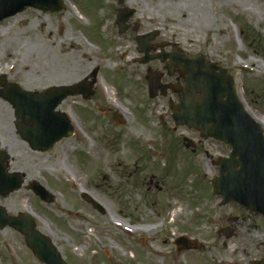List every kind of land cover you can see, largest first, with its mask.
Returning a JSON list of instances; mask_svg holds the SVG:
<instances>
[{
    "label": "rangeland",
    "instance_id": "obj_1",
    "mask_svg": "<svg viewBox=\"0 0 264 264\" xmlns=\"http://www.w3.org/2000/svg\"><path fill=\"white\" fill-rule=\"evenodd\" d=\"M67 1L71 6L60 13H26L3 25H16L17 41L13 54L0 52V75L13 68L11 80L37 92L87 78L94 83L93 96L90 100L70 97L61 104L76 135L48 154L28 152L25 145V150L11 148V137L1 138L2 149L11 158V171L25 179L19 191L0 196V206L14 216L34 213L37 230L49 235L62 255L72 258L73 263L66 258L67 264H249L255 253L263 256L264 220L234 203L221 207V200L212 193L211 181L218 175L214 163L228 155L230 148L204 140L194 130L176 127L169 101L178 103L177 96L148 97V69L164 73L163 69L157 62L144 67L132 62L142 56L137 52L136 36L143 32L159 29L156 42L177 41L181 49L188 46L192 29L200 31L219 23L224 33L229 23L222 17L224 26L219 15L215 17L212 0H126L131 6L138 3L133 22L139 23V30L121 35L109 10L115 0ZM233 3L240 10L242 45L234 49L224 34L218 47L233 69L245 106L264 117V0ZM228 5L221 14L231 18ZM29 18L32 22L22 32V19ZM205 34L199 32L196 42L206 41ZM26 35L29 45L24 43ZM22 44L27 46L25 53ZM73 47L83 53L72 54ZM228 50L233 55L227 56ZM96 69V77L90 78ZM104 85L119 101L125 126L113 125L112 115L119 110ZM184 139L195 150L187 149ZM33 181L54 193V203H43L28 189ZM76 182L80 187L74 188ZM79 188L100 200L107 214L82 207ZM209 215L216 222L208 224ZM115 219L141 230L132 233L116 225ZM147 227L152 230L146 231ZM225 228L233 230L232 238H225ZM186 232L207 243L204 254L172 251V239ZM83 244L86 249L80 251ZM31 252L20 234L9 228L0 231V264H41Z\"/></svg>",
    "mask_w": 264,
    "mask_h": 264
},
{
    "label": "water",
    "instance_id": "obj_2",
    "mask_svg": "<svg viewBox=\"0 0 264 264\" xmlns=\"http://www.w3.org/2000/svg\"><path fill=\"white\" fill-rule=\"evenodd\" d=\"M37 6L51 11L62 9L60 0H46V4ZM147 38L150 37L146 36L143 40L147 41ZM143 50L148 53L150 47L145 45L141 51ZM161 58L164 60L165 57L161 55ZM170 58L173 63L175 55L172 54ZM150 60V58H145L143 62L147 63ZM182 71L186 72L189 78L183 89L181 104L173 107L175 122L177 125L195 127L201 131L204 138L212 137L232 147L233 152L230 159L219 161L221 176L213 181V188L217 194L224 197V203L233 200L253 211L256 206H262V203L255 202V191L259 192L257 196L259 200L264 199V134L261 126L245 111L236 95L234 81L225 75V71L222 70L220 74H212L211 71L202 76L192 72V69L184 68ZM149 82L151 97H155L158 90L165 92L168 88L161 84V76L158 74L152 73L149 76ZM189 92L193 93L191 99L186 98ZM196 92H201L204 97L198 99ZM80 93L86 98L89 97V88L85 89L83 85L74 89L52 88L48 96L44 98L42 95L34 98L35 95L21 94L23 101L29 104L48 102L49 116L59 117L61 121V132L54 133L46 144V150L57 141L73 134L67 116L61 113L55 114L54 111L65 98ZM114 119L117 124L122 123L119 116L115 115ZM31 143L34 146L41 144L34 140ZM6 161L7 156L0 154V194L4 196L18 190L22 185L20 174L7 172ZM34 189L44 200L51 202L52 199L43 188L35 187ZM7 224L15 226L27 236L28 245L34 249L41 261L46 264H61L57 250L51 242L36 232L33 219L27 216L21 219L9 218L5 210L0 208V228L3 229ZM226 236L230 237L231 233L226 232Z\"/></svg>",
    "mask_w": 264,
    "mask_h": 264
},
{
    "label": "flooded vegetation",
    "instance_id": "obj_3",
    "mask_svg": "<svg viewBox=\"0 0 264 264\" xmlns=\"http://www.w3.org/2000/svg\"><path fill=\"white\" fill-rule=\"evenodd\" d=\"M226 3H229L228 7L231 13H233V17L231 18H227L225 16H223V14H221L224 10V7L226 5ZM133 6L129 5V3L126 0H115L114 2H112L110 4L109 10L111 12V19L116 21L118 15H119V11L121 8H133V9H137L138 8V3L135 2V4H132ZM211 8L214 10L215 13V17L218 19V15L219 18L222 22V17L224 20H229L230 23V28H223L225 30V32L223 33L220 29V25L215 24L214 26L211 25L210 28H206V27H202L199 30L197 29H192V37L189 36V39H187V44L188 46L184 49H182V53H180L183 57L187 58V59H191V60H196V59H202L203 62H214L216 63L219 67H224L228 70V73H230L229 69L230 67L228 66V59L225 58V53L218 47V45H221V40L224 37V34H226L229 39L233 38V44L232 46L234 47V49H236V39H241L242 38V29H241V17H240V10L237 8V5L235 3L232 4V0L230 1H225V0H212V4H211ZM34 10L33 9H27L25 12H23L22 14H19L11 19L8 20H12V19H17L19 17H22L24 14H33ZM26 14V15H27ZM136 14V11H135ZM135 14L133 15V17L135 16ZM238 15V16H237ZM133 17L129 18L128 20L125 21L124 23V28L127 29V32L133 31V32H137L139 30V23H134L133 22ZM23 23L20 26V29L22 28V32H27L28 30V26L29 23L32 22V19H22ZM7 20H5L3 23L0 24V42H1V48H0V52L4 49L9 51L11 54H13L15 51V44L17 41V37L15 36L17 34V27L15 24H7L5 27H3V25L5 24ZM114 25L116 26V23L113 22ZM224 25V24H223ZM225 26V25H224ZM117 27V26H116ZM205 32L206 34V41H201L199 43H197V37H199V32ZM126 32V33H127ZM24 43L25 44H30V38L28 35H26V37H24ZM214 38L217 39V42L214 43ZM176 40V39H175ZM25 44H22L21 48L22 51L23 49L27 50V46ZM170 44L169 47H171L172 50L176 49V52L178 51V42H171V43H165L164 42H154V45H167ZM168 46L165 48H162L163 50L165 49L167 51V49L169 48ZM169 53H171L170 51H167ZM23 53H25L23 51ZM228 54L233 55L232 54V50H228L226 52V55L228 56ZM235 55V54H234ZM224 61H226V63L224 65H222L221 63H223ZM159 64L160 68L163 69L165 75L164 78H167L166 83H182V78L179 74V70L176 68L174 69V75L170 76L168 74V71L166 69L167 67V63H162L161 61H155ZM144 67V66H142ZM229 67V68H228ZM150 68V67H148ZM148 70H152V69H148ZM157 70V69H156ZM7 71H9V67L7 68ZM7 71H4L3 73H1L3 76V78L5 79L7 84H17L15 81L13 82L11 80L13 73L12 72L10 74L7 73ZM202 71H206V68H203ZM1 79V77H0ZM5 94V88H3L0 84V104H3L2 109L0 110V148L2 149V144H1V138L5 136V138L11 137L10 139H8L10 141V143H14L17 142V144H13L10 146L11 148H20V150L24 149V145L25 148H27L28 152L31 153H35L38 155H44L43 153L40 152H36L33 151L29 145L25 142L23 137H27L28 134L25 132V130L31 132V133H38L39 132V126L36 124V122H30L27 121L25 119H22L19 117V111L17 110V108L13 107V105L11 103H9L7 100L3 99L1 95ZM3 101H2V100ZM9 143V144H10ZM20 144V145H19ZM25 150V149H24ZM80 203H82V207L91 209L92 211H96L95 207L83 200L80 199L79 200ZM13 230V229H11ZM14 232L17 233V231L13 230ZM22 236V235H21ZM23 237V236H22ZM62 248V245H61ZM173 249H176L175 247H172V251ZM204 250V249H203ZM195 253V251H189L186 253V255H190ZM65 261L67 262L66 258L69 259L71 261V263H73L72 258L69 256H64ZM262 262L264 263V255L262 256L259 255L258 253L254 254V259H252V262ZM251 262V263H252Z\"/></svg>",
    "mask_w": 264,
    "mask_h": 264
},
{
    "label": "bare ground",
    "instance_id": "obj_4",
    "mask_svg": "<svg viewBox=\"0 0 264 264\" xmlns=\"http://www.w3.org/2000/svg\"><path fill=\"white\" fill-rule=\"evenodd\" d=\"M75 13H76V12H75ZM76 14H77V13H76ZM89 49H91V46H89V47L85 50V52L87 53V52L89 51ZM72 50H73V51H72V54H78V53L82 54V53H83V49H81L80 47H73ZM104 86H105V85H104ZM105 90H106L107 96H108V98L111 100V102H112L116 107L119 108V101L116 99L115 95L112 94V92H110L109 89L106 88V86H105ZM248 111H249V113L253 116V118H254L257 122H259V123L261 124V126L264 128V117H261V116L257 115L254 111L250 110L249 108H248ZM115 221H116L117 223L122 224V225H124L125 227L129 228L131 231H139V230L141 229V227H139V229H138L137 227H129L128 224H127L126 222H124V221H122V220H120V219H115ZM151 229H152V227H147V228H146L147 231H149V230H151ZM92 234H93V231H90V235H91V236H92ZM85 249H86V248H85V244H83V245L80 247V251L85 250Z\"/></svg>",
    "mask_w": 264,
    "mask_h": 264
}]
</instances>
